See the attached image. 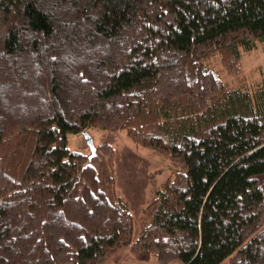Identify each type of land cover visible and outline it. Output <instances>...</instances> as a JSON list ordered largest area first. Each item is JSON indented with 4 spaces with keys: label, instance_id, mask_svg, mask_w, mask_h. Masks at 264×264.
<instances>
[{
    "label": "trees",
    "instance_id": "trees-1",
    "mask_svg": "<svg viewBox=\"0 0 264 264\" xmlns=\"http://www.w3.org/2000/svg\"><path fill=\"white\" fill-rule=\"evenodd\" d=\"M259 43L264 0H0V264H101L125 245L162 264H264V82L212 66L239 73ZM92 127L174 167L136 237L113 146L69 147Z\"/></svg>",
    "mask_w": 264,
    "mask_h": 264
},
{
    "label": "rangeland",
    "instance_id": "rangeland-1",
    "mask_svg": "<svg viewBox=\"0 0 264 264\" xmlns=\"http://www.w3.org/2000/svg\"><path fill=\"white\" fill-rule=\"evenodd\" d=\"M103 41L95 43V49ZM79 44V43H78ZM124 45H121V48ZM75 47L79 48L78 45ZM119 47V46H118ZM84 49H88L85 47ZM68 50L70 55L73 53ZM118 50V48H117ZM100 51H102L100 49ZM76 53V51H74ZM87 53V51L85 52ZM84 53V54H85ZM82 54V53H81ZM78 57H76L77 59ZM242 69L239 73H231L222 63L220 54L213 57L212 66L221 72L222 78L230 85H241L249 88L264 82V43H259L254 49L242 51ZM234 70V69H233ZM233 74V75H232ZM23 90L18 94L22 96ZM24 94V93H23ZM31 99L26 97L24 104L17 106V114H26L31 109ZM47 106V103L41 106ZM95 146L108 142L113 146V164L115 169V187L119 194L129 203L131 213L135 217V237L140 229L139 217L142 210L152 200L154 193L167 178L174 173V167L167 157L153 148L144 147L135 143L125 129H104L92 127L88 129ZM69 147L72 150L90 151L84 133L68 135ZM101 264H162L156 257L143 261L133 254L128 245L121 246L107 257ZM166 264H182L178 260Z\"/></svg>",
    "mask_w": 264,
    "mask_h": 264
},
{
    "label": "water",
    "instance_id": "water-1",
    "mask_svg": "<svg viewBox=\"0 0 264 264\" xmlns=\"http://www.w3.org/2000/svg\"><path fill=\"white\" fill-rule=\"evenodd\" d=\"M84 134H85V137L87 139V142L92 150V155L95 154V144H94V141H93V138L90 136V134L86 131H84Z\"/></svg>",
    "mask_w": 264,
    "mask_h": 264
},
{
    "label": "bare ground",
    "instance_id": "bare-ground-1",
    "mask_svg": "<svg viewBox=\"0 0 264 264\" xmlns=\"http://www.w3.org/2000/svg\"><path fill=\"white\" fill-rule=\"evenodd\" d=\"M84 131H86V132H88V130H84ZM84 131L82 132V133H84ZM89 133V132H88ZM90 134V133H89ZM90 136H91V134H90ZM92 137V136H91ZM95 144V143H94ZM89 145V144H88ZM90 147V146H89ZM90 151H91V154H92V150H91V148H90ZM95 152H96V146H95Z\"/></svg>",
    "mask_w": 264,
    "mask_h": 264
}]
</instances>
